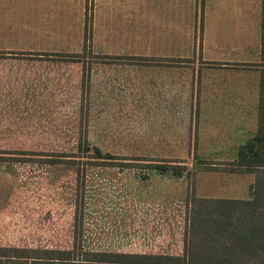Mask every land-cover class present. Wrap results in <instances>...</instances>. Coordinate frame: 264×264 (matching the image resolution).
<instances>
[{
	"label": "rangeland",
	"instance_id": "374dc122",
	"mask_svg": "<svg viewBox=\"0 0 264 264\" xmlns=\"http://www.w3.org/2000/svg\"><path fill=\"white\" fill-rule=\"evenodd\" d=\"M31 2L0 0L2 38L30 33ZM81 8L86 44L94 0H73L74 30ZM104 57L71 54L73 90L65 100H0V246L31 249L24 255L33 257L70 251L78 260L105 250L182 256L194 197L250 196L254 175H237L225 170L227 162L209 160L222 154L219 144L199 154L207 159L195 157L188 118H178L182 129L173 124L183 133L175 141L170 125L130 116V102H97L81 89V83H96V69L88 66ZM93 147L109 158H92ZM237 150L226 153L233 158ZM150 164L169 165L162 170Z\"/></svg>",
	"mask_w": 264,
	"mask_h": 264
},
{
	"label": "crops",
	"instance_id": "0c3cea01",
	"mask_svg": "<svg viewBox=\"0 0 264 264\" xmlns=\"http://www.w3.org/2000/svg\"><path fill=\"white\" fill-rule=\"evenodd\" d=\"M94 4L85 44L83 8L74 30L73 0H32L30 33L16 31L5 38L0 33V100L69 98L71 54L91 51L105 56L88 66L96 69V83L79 85L97 102L128 101L130 116L154 118V124L173 129L183 127L178 118H188L187 139L197 150L195 157L207 159L199 154L219 144L222 154L209 160H234L237 154L230 158L226 150L239 148L258 129L262 0ZM107 56L130 60L109 62ZM170 133L172 140L183 139L177 130Z\"/></svg>",
	"mask_w": 264,
	"mask_h": 264
},
{
	"label": "trees",
	"instance_id": "16d2710c",
	"mask_svg": "<svg viewBox=\"0 0 264 264\" xmlns=\"http://www.w3.org/2000/svg\"><path fill=\"white\" fill-rule=\"evenodd\" d=\"M260 56L258 129L239 146L236 158L225 164L228 172L254 175L250 196L194 197L182 256L102 251L78 260L70 257V251L57 250L61 254L56 256L57 251L45 250L46 257H33L24 255L31 249L0 246V264H264V0ZM93 150L90 155L94 159L110 156L98 147ZM168 165L150 167L163 170Z\"/></svg>",
	"mask_w": 264,
	"mask_h": 264
}]
</instances>
